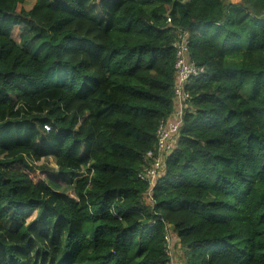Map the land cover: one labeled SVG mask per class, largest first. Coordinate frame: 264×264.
<instances>
[{
    "label": "trees",
    "instance_id": "1",
    "mask_svg": "<svg viewBox=\"0 0 264 264\" xmlns=\"http://www.w3.org/2000/svg\"><path fill=\"white\" fill-rule=\"evenodd\" d=\"M90 1L0 0V264H264V0ZM178 28L203 71L150 187Z\"/></svg>",
    "mask_w": 264,
    "mask_h": 264
},
{
    "label": "built area",
    "instance_id": "2",
    "mask_svg": "<svg viewBox=\"0 0 264 264\" xmlns=\"http://www.w3.org/2000/svg\"><path fill=\"white\" fill-rule=\"evenodd\" d=\"M170 23V19H167ZM175 42L173 47L175 49V82L173 88L174 107L173 116L160 122L156 130V138L158 144V151L162 152L161 156L157 159H153L150 152L146 154L145 164L142 171L138 174V178L150 184V187L154 185L157 177L159 176L162 168V156H167L170 142L176 138L179 127L181 126V119L184 109L186 108L190 94L186 91V86L193 80L199 78L202 73V68L196 66L189 58L188 53V38L187 33L180 28L174 31ZM48 129L46 126H44ZM152 160L153 163H149L148 160ZM167 251L169 255V262L166 264H176L173 256L169 252L170 239H167Z\"/></svg>",
    "mask_w": 264,
    "mask_h": 264
},
{
    "label": "rangeland",
    "instance_id": "3",
    "mask_svg": "<svg viewBox=\"0 0 264 264\" xmlns=\"http://www.w3.org/2000/svg\"><path fill=\"white\" fill-rule=\"evenodd\" d=\"M111 0H91L87 7H88V11L91 12L92 14L94 15H99L102 14V12H104L105 10V6L106 8L108 9L109 7V3H110ZM112 1H115V0H112ZM33 0H27V2L24 4V8L25 9H29L31 4H32ZM224 2L226 4L228 3H232L234 2V4H237L235 0H224ZM104 10V11H103ZM105 13V12H104ZM16 34V40L20 43V44H25V42L29 41L31 39V35L29 33V31L25 28V27H20V29H15V32ZM173 116V112L169 115L168 118L172 117ZM167 118V119H168ZM45 127H43L44 129ZM46 131V128L44 129ZM41 164H47L48 167L50 166H53L52 164V161L51 160H48V161H39V162H35V166L38 167L40 166ZM37 172V175L41 176V172L39 170H36ZM144 201L146 203H148L150 200L146 197L144 199ZM30 216V214L28 215ZM34 217V215L32 216ZM170 239V246H169V252L171 254V256H173L174 254H177L178 253V258H180L182 261H183V264L186 263V260L188 259V257L186 258V255H185V252L183 250V248H181L179 245L177 244H174L176 240H174L175 238H169ZM179 250L176 252V249Z\"/></svg>",
    "mask_w": 264,
    "mask_h": 264
},
{
    "label": "crops",
    "instance_id": "4",
    "mask_svg": "<svg viewBox=\"0 0 264 264\" xmlns=\"http://www.w3.org/2000/svg\"><path fill=\"white\" fill-rule=\"evenodd\" d=\"M235 1H237L236 3H239L240 1L239 0H235ZM231 4H234V2H232ZM174 144L175 143H173L171 146H169L170 148H172L173 146H174ZM179 250V248L178 249H176V252ZM173 258H174V261H175V263L176 264H183V261L180 259V258H178V253L177 254H174L173 255Z\"/></svg>",
    "mask_w": 264,
    "mask_h": 264
},
{
    "label": "clouds",
    "instance_id": "5",
    "mask_svg": "<svg viewBox=\"0 0 264 264\" xmlns=\"http://www.w3.org/2000/svg\"><path fill=\"white\" fill-rule=\"evenodd\" d=\"M171 21V20H170ZM168 23V22H167ZM169 24V23H168ZM187 38H188V36H187ZM188 48V47H187ZM174 82H175V76H174ZM189 103V102H188ZM187 106H188V104H187ZM187 106H186V108H187ZM173 107H174V100H173ZM173 111V110H172ZM184 112V111H183ZM167 119V118H166ZM174 143V141H172V142H170V144H169V146H171L172 144ZM170 149V147L168 148V150ZM169 152V151H168Z\"/></svg>",
    "mask_w": 264,
    "mask_h": 264
}]
</instances>
